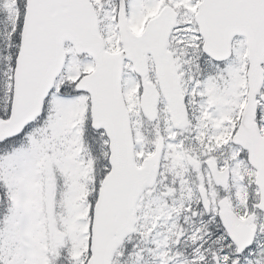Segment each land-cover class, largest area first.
Here are the masks:
<instances>
[{
    "label": "snow or ice",
    "instance_id": "1",
    "mask_svg": "<svg viewBox=\"0 0 264 264\" xmlns=\"http://www.w3.org/2000/svg\"><path fill=\"white\" fill-rule=\"evenodd\" d=\"M0 264H264V0H0Z\"/></svg>",
    "mask_w": 264,
    "mask_h": 264
}]
</instances>
